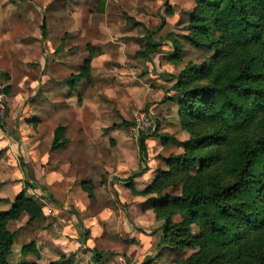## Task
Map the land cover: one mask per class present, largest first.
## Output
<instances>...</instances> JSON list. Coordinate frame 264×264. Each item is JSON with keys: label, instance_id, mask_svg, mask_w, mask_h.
I'll return each mask as SVG.
<instances>
[{"label": "rangeland", "instance_id": "obj_1", "mask_svg": "<svg viewBox=\"0 0 264 264\" xmlns=\"http://www.w3.org/2000/svg\"><path fill=\"white\" fill-rule=\"evenodd\" d=\"M16 1H27L31 5L29 8H35L37 22L33 24L38 36L45 25V37L40 38V47L38 45L34 54H27L29 63L26 66L17 64L14 54H5L3 59L7 71H26L29 79L26 88L32 85L34 89L49 77L54 83L64 84L66 78L80 72L89 56L88 46L101 53L91 63L92 82L83 81L74 100L59 93L58 120L68 125L70 145L59 152L57 160L48 158L41 167L46 173H55L65 180L66 183H51V205L65 209L61 221L68 222L67 213L72 209L75 217L82 221L89 239L91 225L94 227L96 234L93 233L88 243L93 250L80 247L70 251L73 237L64 233L67 223L55 222L57 217L28 224V217L23 213L20 219L8 224L9 230L15 233L9 263L20 264L27 257L23 245L33 243L36 232L42 231L48 236L63 237L64 247L61 244V248L65 251L56 254L50 249L46 261L37 259L31 252V259H28L32 260L31 264H141L147 260L149 264H179L197 252L199 248L178 252L160 245L162 221L157 219L148 201L150 196L135 194L133 188L124 184H117L122 185V190L114 187L116 178H128L141 169H150L149 166L154 169L158 160L184 152L180 143L187 141L190 135L180 121L179 95L174 84L186 66L196 64L200 67L205 58L211 56L205 50L184 43L181 38L188 32L195 0H105L103 6H99L100 0ZM10 2L14 4L15 0ZM149 32H155L154 40L162 43L145 58L140 53L146 47ZM30 39L32 37L25 41ZM174 40L183 50L178 59L171 56ZM15 80V84L20 82L17 77ZM0 81L5 83L1 71ZM142 115L144 123L139 121ZM138 126L144 128L140 131L150 135L146 141L150 155L145 161L141 159L135 136ZM160 135H167L170 140L163 143L158 138ZM29 169L33 174L32 168ZM141 179L133 181L137 192L147 188L151 176L143 179L144 182ZM82 180L93 181L94 197H88V192L81 188ZM135 180L140 181L135 183ZM125 188L139 196L135 212H131L130 204L126 203ZM18 189L16 182L0 187V197L5 196L0 198L2 210L11 208ZM166 191L171 195L181 193L180 188ZM28 194L40 201L43 199L37 193ZM152 196L157 197L156 194ZM130 217L135 221L132 226ZM71 222L76 224L72 217ZM131 229L139 235L128 236ZM192 230L194 234L199 233L196 226ZM94 252L104 260L94 262Z\"/></svg>", "mask_w": 264, "mask_h": 264}, {"label": "trees", "instance_id": "obj_2", "mask_svg": "<svg viewBox=\"0 0 264 264\" xmlns=\"http://www.w3.org/2000/svg\"><path fill=\"white\" fill-rule=\"evenodd\" d=\"M104 2L100 0L99 6ZM154 36L149 32L140 53L145 58L162 43ZM181 38L211 53L202 66H186L174 84L180 121L190 135L180 143L184 152L162 158L166 169H159L142 192L134 189L133 181L148 168L117 180L135 194L150 196L148 201L162 221L160 245L178 252L199 248L179 264H264V0H195L188 32ZM87 49L89 56L80 72L65 79L72 88L82 80L92 82L91 63L101 52L93 46ZM182 52L174 40L171 56L178 59ZM149 136L142 133L138 138L144 161ZM158 138L163 143L170 140L167 135ZM67 143L65 127L60 125L52 149ZM84 188L93 197V184ZM168 188H180L181 193L171 195ZM23 213L29 222L44 217L41 205L24 192L10 209L0 208V264H10L14 244L15 233L8 224ZM100 257L97 252L93 256L95 261Z\"/></svg>", "mask_w": 264, "mask_h": 264}, {"label": "crops", "instance_id": "obj_3", "mask_svg": "<svg viewBox=\"0 0 264 264\" xmlns=\"http://www.w3.org/2000/svg\"><path fill=\"white\" fill-rule=\"evenodd\" d=\"M18 7H20L19 10L17 9ZM22 7H25V10ZM29 7H31V5L27 1L19 3L15 0L13 4L10 0H0V71L5 81V83L1 81L0 83L4 88H9V112L7 118L1 124L0 131V187L4 184L19 183L18 194L24 192L27 197L36 200L41 205L44 217L29 222V216L25 213L28 217V224L42 222L49 217H57L58 219H56L55 222L59 223L60 221L62 223H67L64 233H70L73 237L71 240L73 243L70 244L72 245L70 247L73 248L70 251L77 248L79 249L80 247L91 248L88 243L91 241L93 233H95L94 227L91 225V239H89V234L87 230L84 229L82 221L75 217V212L72 211V209L67 213L68 222L65 219L61 221L60 219L62 213H65V209L51 205V192L49 191L51 183H66L65 180L61 179L60 176H57L55 173H46L44 168H41L42 165L47 163L48 158L57 160V158H59V152L65 150L70 145L68 125L67 123L60 124L58 120L60 118L59 93L74 100L75 96H77L76 91L79 85L83 81H87L82 80L76 87L72 88L65 80L64 84L61 82L54 83L52 78L49 77L46 81L41 82L39 86L36 84L34 89H32V85L30 86L31 88L28 89L25 87V84L29 81L26 71H23V73H16V71L11 72L9 70L7 71L4 66L3 59L6 57L5 54L16 55L14 58L15 62L19 65L26 66L29 63V56L27 54H34L38 45L40 47V38L45 37L43 31H41L39 36L37 34L38 32L34 31L36 25L33 23L37 22V14L34 11L35 8L32 7L31 9ZM32 29L33 32H31ZM30 37H32V39H30L29 42L25 41V39ZM11 47H13V50H11ZM16 77L19 78L18 81H20L17 84H15L17 81L15 80ZM60 125L65 127V136L68 139V143L62 149L53 150L52 145L55 130ZM147 154L148 156L150 155L148 149ZM29 167L32 168L33 174ZM149 167L150 169L140 177L142 178L141 181L144 182L143 179L147 180L148 177L151 176V180L148 182V184H151L157 176L158 170L166 169V165L164 161L158 160V166L156 168L152 169L151 166ZM118 179L123 178L118 177ZM136 181L140 180H135V183ZM114 182H117L114 185L115 189L122 190L121 187L124 183L118 181L117 178ZM88 183L93 184V181L82 180L80 182V186L85 192H88L84 188L85 184ZM28 192L42 195L43 199L40 201L38 198L29 195ZM87 194L88 197H90L89 193ZM39 195H37V197H40ZM123 195L128 199L126 203L130 204L131 212H135V201L139 196L131 194L128 189ZM94 196L95 192L93 197ZM2 197L5 196H1L0 198ZM47 200H50L51 203L47 202ZM71 217L75 220L76 224L71 222ZM130 219V226H132V221L134 220L132 217H130ZM82 228L84 230L81 233ZM135 234L139 235L137 232L134 233L131 229L128 236L134 237ZM35 237L34 241H31L33 243L27 242L23 245V247L29 246L30 250L23 251L24 255H27V257L21 260V263L31 264L30 262H32V260H28L31 259L29 256L31 252L37 256V259H41L42 261L48 259L47 254L50 249H54L53 251H56V254H64L63 251L65 250L61 248V244L64 243L63 237L57 238L48 236L44 231L36 232ZM144 237H147V235H144ZM62 247H64L63 244ZM90 250H93V248ZM101 260L103 261L104 259L102 258ZM93 261L95 262L94 258ZM36 263H38V261H36Z\"/></svg>", "mask_w": 264, "mask_h": 264}, {"label": "built area", "instance_id": "obj_4", "mask_svg": "<svg viewBox=\"0 0 264 264\" xmlns=\"http://www.w3.org/2000/svg\"><path fill=\"white\" fill-rule=\"evenodd\" d=\"M9 112V100H8V93L6 92L5 88L1 85L0 83V131H1V124L5 121L7 118ZM145 116L142 115L140 118V122L144 123V118ZM147 126L149 125L148 123L146 124ZM137 129L135 130V136L137 139L142 133H145L144 131H140L141 129H144L141 126L136 127Z\"/></svg>", "mask_w": 264, "mask_h": 264}]
</instances>
